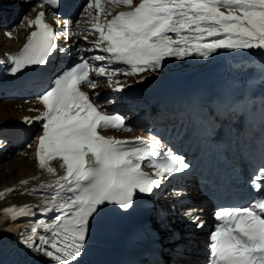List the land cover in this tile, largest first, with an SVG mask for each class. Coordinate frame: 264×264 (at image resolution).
Here are the masks:
<instances>
[{"label":"snow or ice","instance_id":"obj_1","mask_svg":"<svg viewBox=\"0 0 264 264\" xmlns=\"http://www.w3.org/2000/svg\"><path fill=\"white\" fill-rule=\"evenodd\" d=\"M55 2L43 0L42 6ZM113 2L132 10L101 19V13L107 11L101 0H88L84 12L92 17L91 26L82 30L95 39L89 41L83 36L89 47H78L76 62L58 73L37 96L43 110L24 118L25 124H41L42 134L35 138L40 169L54 173L56 169L49 162L59 159L64 170L54 187L47 185L50 200L36 208L49 214L48 218L38 219L21 241L29 252L52 264H81L93 223L107 205L129 210L139 194L152 193L163 180L190 168L183 155L171 149L163 151L159 139L138 136L121 140L102 135L108 128L130 129L122 114L100 110L93 98L99 93L90 96L84 89L98 88L99 77L106 78L109 86L118 75L137 76L143 81L145 74L158 73L170 58L183 60L198 55L208 59L219 50L264 52V0H139L134 7V0ZM93 8L95 16L90 11ZM44 16L40 11L34 19L25 18L35 30L21 52L10 57L11 74L46 66L51 57L67 51L59 46L58 33ZM144 166L153 172L144 171ZM250 185L255 195L245 204L220 205L215 211L217 223L209 234V264H264V162ZM12 191L5 189L0 197ZM3 212L11 214L12 220L33 215L28 205L11 206ZM185 216L193 217L191 223L196 228H203L195 206H190Z\"/></svg>","mask_w":264,"mask_h":264},{"label":"bare ground","instance_id":"obj_2","mask_svg":"<svg viewBox=\"0 0 264 264\" xmlns=\"http://www.w3.org/2000/svg\"><path fill=\"white\" fill-rule=\"evenodd\" d=\"M2 8L4 10L6 9L4 5L2 6ZM33 14L34 9L32 11V14L26 18L32 19ZM22 26L23 28L19 33H13V37L11 38V40L8 39L0 43V49L7 50V53L11 55L15 54L23 47L26 41L25 38L27 37L32 27H29L27 25L26 20ZM72 53L73 49H70L67 55H71ZM6 59L7 58H3L2 60H0V65H4L5 62L6 65H8L9 62L7 61L9 60ZM240 63H247L258 67H264V52L256 49H249L240 50L238 52H235V54L217 52L208 59L201 58L198 55H193L183 60L170 58L165 61L162 70L152 75L156 77V80H158L159 82L165 80L183 82L188 78L193 77L195 74L196 76L202 75L211 71H217L218 69H222L225 67L237 66ZM262 73L263 74L261 79L264 78V71ZM97 81L99 87L96 88L94 92H101L99 93L98 99L102 101V94L104 91L113 89V92L121 93L124 95L128 93V91H134L135 89H137L144 80L141 81L137 76H132L131 78H125L121 81L113 80L111 86H109L107 79L104 77L97 78ZM120 86H123V89L121 91H116L115 89ZM19 89L20 88L7 89L6 87H3V90H5L6 92L0 91V141H2V143H0V155H2L1 160H3L4 157L8 158L10 153L17 150H21L20 157H22V160L18 162V165H8L9 171L5 172L6 174L4 173L6 180L0 178V185H2L0 192H4L5 189L8 188L13 189L12 192H7L3 197H0V264H39L46 258L40 256L39 254L34 255L29 252L26 248L23 247L21 241L23 238L27 237L30 234L28 230L36 223L38 219L48 218L49 214L40 213L37 211L30 224L24 225L21 223L11 222L10 218L6 217L3 209L16 205H19L20 207L25 206L20 202H26L27 200L34 201L32 197H34L35 200L39 202V206H42L45 200H50L51 198L49 194L51 190L47 188V185L52 184L54 187V182L58 179L59 176L64 174V170L60 167V160H52L49 162V166L56 169L54 173H48L46 169H40L35 158V147L37 144V140L35 139V141L33 142L32 138H36L42 134L41 124L38 121H34L30 125L25 124L24 118L36 116L38 113L35 110L42 111L43 106L37 101V97L33 95L28 96L25 94L26 92H23ZM111 93L112 91H110V94ZM109 106L110 104L108 103L104 104L105 108H108ZM136 113H139V111H137ZM136 123L138 124L137 129L135 128L131 133H122L121 131L117 130H106L104 132L108 136L112 134H122L125 137H135L139 134H142L140 131L142 128V123L139 124V121H137ZM10 125H23L24 127H26V130L30 132V137L26 139L27 141L25 140L21 142L12 138L11 133L7 128ZM157 129L158 128H151V130L148 131V134H152L153 132L157 131ZM38 130L40 131L37 132ZM159 131L161 130H158L156 132L157 135H159ZM180 137L181 135L179 136V138ZM28 141L32 145L30 151H22V146H24ZM25 158L27 159L24 160ZM22 180H27L28 183L21 184L20 182ZM41 185H44L45 187L41 188ZM33 189L38 190L32 191ZM169 194L170 193H168L164 188L159 193V198L157 199L161 207L166 210H170L171 208L169 200H171L172 195ZM18 203H20L21 205ZM97 224H103L104 226L100 230L109 233H118V230L120 229V226L115 222L105 221L99 222ZM38 231L42 233L44 230L38 229ZM177 236L178 235L175 234L173 237ZM90 241L95 244L101 243L113 247L119 246V243L116 239H111L102 235L98 239H91Z\"/></svg>","mask_w":264,"mask_h":264},{"label":"rangeland","instance_id":"obj_3","mask_svg":"<svg viewBox=\"0 0 264 264\" xmlns=\"http://www.w3.org/2000/svg\"><path fill=\"white\" fill-rule=\"evenodd\" d=\"M23 17L24 16H21V19H23ZM25 23V18H24V20H23V23H22V25ZM4 34V32L2 31L1 32V30H0V43L2 42V41H5V40H7V39H5V38H3L2 39V37H3V34ZM0 50H2V49H0ZM228 51H239V50H228ZM34 142V141H33ZM30 149H31V147H30ZM30 149H25L24 151H30ZM14 152H18V153H14ZM20 153H21V150L19 151V150H17V151H13L12 153H10L9 154V156H8V158H3V160L1 161L2 163H0V173H1V176H0V178H2V179H5L6 180V178H5V172H8L9 171V169H8V165H14V164H16V165H18V162H20V160H22V157H20L21 155H20ZM27 158H25L24 160H26ZM31 161V160H30ZM13 163V164H12ZM7 168V169H6ZM13 168V167H12ZM5 173V174H4ZM4 180V181H5ZM1 184V183H0ZM1 187H2V185H0V189H1ZM28 201H32V200H27L26 202H28ZM20 203H23V202H20ZM20 203H18V204H20ZM8 217H9V215H7ZM19 218V217H18ZM17 218V221H22V222H27L28 220H27V218H25L24 220H19ZM27 224H29V223H27Z\"/></svg>","mask_w":264,"mask_h":264}]
</instances>
